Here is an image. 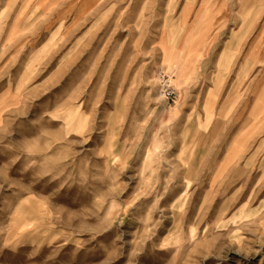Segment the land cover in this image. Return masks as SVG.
<instances>
[{
	"label": "rangeland",
	"instance_id": "374dc122",
	"mask_svg": "<svg viewBox=\"0 0 264 264\" xmlns=\"http://www.w3.org/2000/svg\"><path fill=\"white\" fill-rule=\"evenodd\" d=\"M207 3L0 0V264H264V62Z\"/></svg>",
	"mask_w": 264,
	"mask_h": 264
},
{
	"label": "crops",
	"instance_id": "0c3cea01",
	"mask_svg": "<svg viewBox=\"0 0 264 264\" xmlns=\"http://www.w3.org/2000/svg\"><path fill=\"white\" fill-rule=\"evenodd\" d=\"M208 0L207 9L203 17L206 32H217L216 29L221 27L219 33H228L227 39L221 42L219 54L221 63L228 66L226 80H237L241 67L256 68L264 62V0H235L247 1L250 6L243 8L235 6L228 9H214L212 2ZM198 11H195L194 21L199 17ZM241 30L246 33V39L238 38L240 35L231 36L230 32L238 33ZM261 33L263 35L261 36ZM214 39V38H213ZM219 60L216 59L212 64L217 65ZM243 69V68H242ZM242 79V78H240Z\"/></svg>",
	"mask_w": 264,
	"mask_h": 264
},
{
	"label": "built area",
	"instance_id": "2783aa9c",
	"mask_svg": "<svg viewBox=\"0 0 264 264\" xmlns=\"http://www.w3.org/2000/svg\"><path fill=\"white\" fill-rule=\"evenodd\" d=\"M160 81L162 83L161 85V89L163 91V95L166 97V98H170L172 95H173V91L168 83V78L165 76V75H161L160 76Z\"/></svg>",
	"mask_w": 264,
	"mask_h": 264
}]
</instances>
